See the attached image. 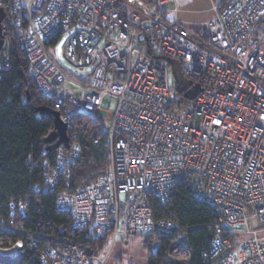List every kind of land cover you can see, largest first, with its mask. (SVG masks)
Masks as SVG:
<instances>
[{
    "label": "built area",
    "instance_id": "2783aa9c",
    "mask_svg": "<svg viewBox=\"0 0 264 264\" xmlns=\"http://www.w3.org/2000/svg\"><path fill=\"white\" fill-rule=\"evenodd\" d=\"M0 8V82L17 42L71 135L46 166L42 190L83 235L49 245L11 221L21 237L0 235V264H106L117 239L140 238L155 251L160 237L171 240L168 260L188 262L177 223L154 219L150 205L152 197L167 204L181 182L217 216L205 258L264 264V0L213 4L201 39L179 20L176 0H29L26 8L7 0ZM162 58L178 62L191 83L183 94ZM107 97L108 118L99 119ZM75 111L97 118L109 162L72 183L82 155Z\"/></svg>",
    "mask_w": 264,
    "mask_h": 264
},
{
    "label": "trees",
    "instance_id": "16d2710c",
    "mask_svg": "<svg viewBox=\"0 0 264 264\" xmlns=\"http://www.w3.org/2000/svg\"><path fill=\"white\" fill-rule=\"evenodd\" d=\"M4 1L7 0H0V5ZM196 33L204 36L203 32ZM9 58L11 69L0 82V235L5 242L21 237L9 227L12 221L44 244L77 243L83 235L71 229L69 216L57 209L55 195L42 190L45 168L55 163L58 149L54 148L55 142H47L55 132L54 119L42 116L39 110L53 107L30 76L26 53L17 42L13 43ZM73 121L74 140L82 146L81 159L70 171L71 181L76 183L95 177L108 167L109 144L96 117L75 111ZM20 204L24 209L17 212ZM150 205L154 219L177 223L191 257L185 263L168 260L171 240L160 237L155 251L144 243L147 264H219L217 258L204 257L211 247L217 216L208 203L195 198L186 182L171 190L167 204L152 197Z\"/></svg>",
    "mask_w": 264,
    "mask_h": 264
},
{
    "label": "rangeland",
    "instance_id": "374dc122",
    "mask_svg": "<svg viewBox=\"0 0 264 264\" xmlns=\"http://www.w3.org/2000/svg\"><path fill=\"white\" fill-rule=\"evenodd\" d=\"M224 0H214L216 5H220ZM22 7H27L29 0H19ZM180 5L185 6L186 11H182L179 18L196 24H204L212 15L209 11L213 6L210 0H178ZM214 13V12H213ZM214 16V15H213ZM187 28H191L186 25ZM204 30V27L201 26ZM74 76L80 74L79 71H71ZM172 77V72L170 73ZM111 105V99L107 97L102 104V111L97 115L99 119H107V110ZM148 253L144 247V241L140 238H133L126 241L118 240L114 244L106 264H147Z\"/></svg>",
    "mask_w": 264,
    "mask_h": 264
},
{
    "label": "water",
    "instance_id": "95a60500",
    "mask_svg": "<svg viewBox=\"0 0 264 264\" xmlns=\"http://www.w3.org/2000/svg\"><path fill=\"white\" fill-rule=\"evenodd\" d=\"M5 16L6 14H5L4 9L0 8V49L3 45L2 22ZM162 59L165 60L172 68V76L176 82L177 91L179 94H183L187 90V88L190 87L191 83L187 81L185 77L183 76L178 62L164 59V58ZM199 92H200L199 88L190 90L189 92L185 94V97L188 100H193L198 95ZM39 112L42 116L50 115L54 119L55 132L52 135H50V137L47 139V142L48 143L55 142V145H54L55 149H59L60 147L68 148L70 139L67 133V127H66V124L62 122L59 113L51 109H48V108H41Z\"/></svg>",
    "mask_w": 264,
    "mask_h": 264
},
{
    "label": "crops",
    "instance_id": "0c3cea01",
    "mask_svg": "<svg viewBox=\"0 0 264 264\" xmlns=\"http://www.w3.org/2000/svg\"><path fill=\"white\" fill-rule=\"evenodd\" d=\"M210 1H211L212 6H213V4H215L214 0H210ZM176 4H177V7L179 8V14H178V18H179V15L182 13V11H186V10H185V6L180 5L178 3V0H176ZM209 11L212 13V15L210 16V18L207 21H209L213 17V15H214V13H213V7ZM170 18H171V16H170ZM179 20L182 22V24H183L184 27H186V25L190 26L191 28H187V27L186 28L189 29V30L194 31L195 33L197 31H200L201 33L204 32V30L201 28V26L204 27V24L207 22L206 21L204 24L201 25V24H196V23H193V22H188L189 20L186 21V20H184L182 18H179ZM198 35H199V38L201 39L202 38V35L201 34H198Z\"/></svg>",
    "mask_w": 264,
    "mask_h": 264
}]
</instances>
